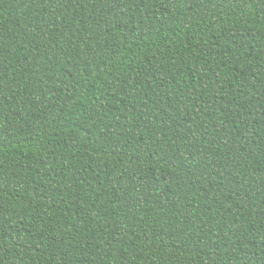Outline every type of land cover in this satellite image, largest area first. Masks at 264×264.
<instances>
[{"label":"trees","instance_id":"obj_1","mask_svg":"<svg viewBox=\"0 0 264 264\" xmlns=\"http://www.w3.org/2000/svg\"><path fill=\"white\" fill-rule=\"evenodd\" d=\"M0 264H264V0H0Z\"/></svg>","mask_w":264,"mask_h":264}]
</instances>
